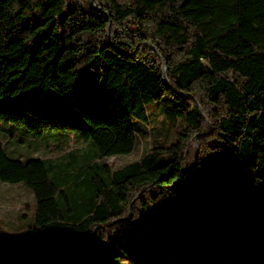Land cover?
<instances>
[{
    "label": "trees",
    "instance_id": "obj_1",
    "mask_svg": "<svg viewBox=\"0 0 264 264\" xmlns=\"http://www.w3.org/2000/svg\"><path fill=\"white\" fill-rule=\"evenodd\" d=\"M154 104L174 137L113 168ZM7 127L96 150L52 176L0 139V179L36 199L0 264H264V0H0Z\"/></svg>",
    "mask_w": 264,
    "mask_h": 264
},
{
    "label": "rangeland",
    "instance_id": "obj_2",
    "mask_svg": "<svg viewBox=\"0 0 264 264\" xmlns=\"http://www.w3.org/2000/svg\"><path fill=\"white\" fill-rule=\"evenodd\" d=\"M1 131L5 151L14 159L51 158L56 166L50 168L51 175L79 170L87 160L95 158V146H88L76 134L51 130L45 136L35 137L23 128L7 127ZM138 147L130 154L105 157L103 160L113 168H120L141 159L156 138H173L174 133L166 124L159 104L150 107V123L140 125ZM72 149H83L78 156H62ZM67 159V160H66ZM49 162V161H48ZM69 162V163H67ZM36 223V199L30 187L23 182L11 183L0 179V227L6 240L17 246L29 245V229ZM121 264H132L124 254L119 259ZM92 264H99L94 261Z\"/></svg>",
    "mask_w": 264,
    "mask_h": 264
},
{
    "label": "water",
    "instance_id": "obj_3",
    "mask_svg": "<svg viewBox=\"0 0 264 264\" xmlns=\"http://www.w3.org/2000/svg\"><path fill=\"white\" fill-rule=\"evenodd\" d=\"M164 72H166V66H164Z\"/></svg>",
    "mask_w": 264,
    "mask_h": 264
}]
</instances>
